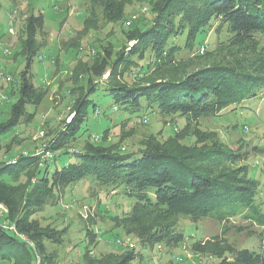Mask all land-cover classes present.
<instances>
[{
  "label": "trees",
  "instance_id": "obj_1",
  "mask_svg": "<svg viewBox=\"0 0 264 264\" xmlns=\"http://www.w3.org/2000/svg\"><path fill=\"white\" fill-rule=\"evenodd\" d=\"M103 7L109 20H119L125 9L121 0H104ZM152 9L150 21L129 31L126 43L114 56L105 47L90 64L77 62L72 75L78 85L70 108L72 117L46 147L45 153L52 154L46 162L36 153L0 158V204L6 210L0 218V261L35 264L38 259L40 264H52L47 245L60 244L63 230L42 225L36 213L53 203L59 189L87 176L99 186L119 188L134 199L128 212L112 216L111 221L135 237L141 249L183 242L177 221L180 215L193 222L210 218L219 223L239 217L246 224H231L235 232L249 226L264 228V212L257 200L259 183L241 164L257 149L251 142L223 146L194 130L192 145L173 135L164 140L148 138L138 149L125 151L116 144L88 140L82 151L71 154L66 150L58 155L73 156L75 161L59 166L53 157L54 151L83 132L88 109L95 106L91 95L97 90L129 113L146 109L160 116L178 115L187 128L264 91V44L259 38L264 37V0H155ZM213 20H219L229 32L228 45L206 56L174 62L171 49H166L169 39L184 32V47L192 49L197 34ZM42 25L41 13H31L25 20L21 44L25 65L19 72L17 97L0 120V153L11 151L4 139L31 121L29 109L43 99L29 72L40 48L36 34ZM128 41L132 42L129 46ZM149 50L158 57L151 72L139 83L129 84L124 75L135 64L134 57L143 58ZM106 71L108 76L99 82ZM228 229L225 224L222 233ZM248 231L258 241L255 248L234 247L221 235L194 239L190 248L213 257L217 264H264V231ZM87 235L92 241V233ZM141 257L140 251L129 247L99 257L86 249L80 264H133Z\"/></svg>",
  "mask_w": 264,
  "mask_h": 264
},
{
  "label": "rangeland",
  "instance_id": "obj_2",
  "mask_svg": "<svg viewBox=\"0 0 264 264\" xmlns=\"http://www.w3.org/2000/svg\"><path fill=\"white\" fill-rule=\"evenodd\" d=\"M121 1L125 5L122 17L109 20L104 13V0H0V120L8 115L9 106L17 97L19 72L25 65L21 47L25 20L31 13L43 15V25L36 34L40 48L29 68L32 83L43 93V99L29 109L33 113L31 121L22 123L4 139L5 144L11 145V151L3 153L1 150L0 158L13 159L19 154L31 153L39 155L40 161L50 158L52 154L45 153L46 147L72 117L70 108L78 86L72 75L77 62L90 64L96 56L102 55L105 47L114 56L126 43V34L136 27L143 28L152 18L155 0ZM229 38L225 26L213 20L197 34L192 49L184 47V32L173 35L166 49H171L174 62H185L195 59L194 55L206 56L224 49ZM259 38L264 44V37ZM131 44L127 42L128 46ZM134 58L135 64L124 75L129 84H137L149 74L158 57L149 50L143 58ZM103 75L99 82L104 81ZM81 78L79 76L82 82ZM91 97L95 106L88 109L81 135L53 153L59 166L75 161L73 156L58 158L59 154L66 150L71 154L80 152L88 140L134 151L152 137L164 140L174 135L178 141L192 145L193 132L197 130L223 146L235 147L238 141L251 142L257 149L241 164L246 165L249 176L259 183L257 200L264 212V91L223 109L217 116L200 118L189 128L185 126V119L178 115L160 116L146 109L129 113L101 90ZM143 116L148 122L138 123V117ZM39 166H43L42 162ZM133 203L134 199L123 195L119 188L99 186L92 182L91 176L59 189L53 203L36 213L42 225L50 224L63 230L60 244L47 245L52 264H80L86 249L88 254L99 257L111 251L118 252L128 243L142 254L133 264H217L213 257L193 252L191 241L221 235L234 247L255 248L258 241L248 230L264 231V228L249 226L235 232L231 224H246L239 217L219 223L210 218L193 222L180 215L177 221L185 237L183 242L177 246L158 244L153 249H141L135 237L126 235L111 221L112 216L128 212ZM225 224L229 229L222 233ZM87 232L92 233V241ZM0 264L6 263L0 261ZM35 264L40 261L37 259Z\"/></svg>",
  "mask_w": 264,
  "mask_h": 264
},
{
  "label": "built area",
  "instance_id": "obj_3",
  "mask_svg": "<svg viewBox=\"0 0 264 264\" xmlns=\"http://www.w3.org/2000/svg\"><path fill=\"white\" fill-rule=\"evenodd\" d=\"M133 18H134V16H133ZM107 76H108V73L104 74L103 75V78L106 79ZM113 108L115 109L116 107L114 106ZM137 122L138 123H141V124H146L148 122V119L145 116L138 117ZM5 211H6L5 208L0 204V218L3 216V214L5 213ZM3 224H5V227L6 228L14 230L13 225H8L5 222ZM124 246L125 247H129V248H132L133 247V245L131 243L124 244Z\"/></svg>",
  "mask_w": 264,
  "mask_h": 264
}]
</instances>
